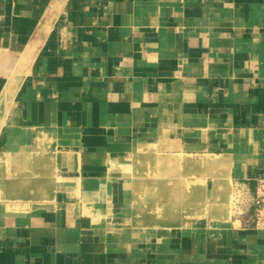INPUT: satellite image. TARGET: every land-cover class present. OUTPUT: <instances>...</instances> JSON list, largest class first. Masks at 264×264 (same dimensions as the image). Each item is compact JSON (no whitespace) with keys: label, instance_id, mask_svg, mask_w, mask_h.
<instances>
[{"label":"crops","instance_id":"0c3cea01","mask_svg":"<svg viewBox=\"0 0 264 264\" xmlns=\"http://www.w3.org/2000/svg\"><path fill=\"white\" fill-rule=\"evenodd\" d=\"M259 177L264 0H0V264H264Z\"/></svg>","mask_w":264,"mask_h":264},{"label":"built area","instance_id":"2783aa9c","mask_svg":"<svg viewBox=\"0 0 264 264\" xmlns=\"http://www.w3.org/2000/svg\"><path fill=\"white\" fill-rule=\"evenodd\" d=\"M232 212L242 227L264 231V177L255 179L252 189L234 188Z\"/></svg>","mask_w":264,"mask_h":264},{"label":"rangeland","instance_id":"374dc122","mask_svg":"<svg viewBox=\"0 0 264 264\" xmlns=\"http://www.w3.org/2000/svg\"><path fill=\"white\" fill-rule=\"evenodd\" d=\"M233 193H234V190L231 188L230 189V196H229V206L231 205V200H232V197H233ZM183 205H185V203H183ZM191 205H192V203H188V207L189 208H191ZM194 205H195V203H194ZM204 205H205V203H204ZM174 206H168V213H169V211L172 209H175V208H173ZM205 210H206V207H204L203 205L201 206V202H200V206H199V209H198V213H199V215L200 214H202V213H204L205 212Z\"/></svg>","mask_w":264,"mask_h":264}]
</instances>
